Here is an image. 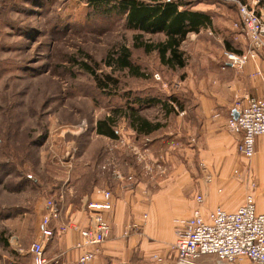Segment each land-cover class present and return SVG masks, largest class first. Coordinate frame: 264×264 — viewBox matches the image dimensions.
<instances>
[{"label":"rangeland","instance_id":"obj_1","mask_svg":"<svg viewBox=\"0 0 264 264\" xmlns=\"http://www.w3.org/2000/svg\"><path fill=\"white\" fill-rule=\"evenodd\" d=\"M191 2L212 14L214 27L187 35L181 43L186 66L173 70L161 65L155 52L133 47L139 32L127 27L122 15L93 11L86 0H0V264H32L28 248L39 232L46 200H57L61 209L67 201L77 205L90 181L117 182L131 195L141 184L146 199L160 187L181 183L193 200L201 165L192 157L187 137L169 134L176 129L174 115L166 119L158 105L142 107L143 115L165 124L148 138L132 134L122 115L115 120L116 138L99 136L94 129L113 108L132 104L138 92L162 99L178 94L179 102L186 96L180 81L199 73L201 60L227 50L220 30L222 13L233 28L235 8L220 0ZM163 38L143 34L141 40ZM121 47L130 49L143 77L105 65L108 55L116 56ZM82 64L100 79L110 75L117 83L101 89ZM114 170L122 179L113 176ZM239 172L240 184L232 172L222 185L241 190V197L250 193L256 210L264 213V176ZM71 184L74 195L67 190ZM170 229L162 242L150 238L156 243L145 257L138 255L135 241L125 264H175L174 226ZM113 239L102 243L96 264H119L117 255H108L116 245ZM154 254L162 262L155 261Z\"/></svg>","mask_w":264,"mask_h":264},{"label":"crops","instance_id":"obj_2","mask_svg":"<svg viewBox=\"0 0 264 264\" xmlns=\"http://www.w3.org/2000/svg\"><path fill=\"white\" fill-rule=\"evenodd\" d=\"M256 1L244 0L258 13L261 7ZM222 15L221 28H219L225 33L223 40L228 42L229 51L243 52L247 47L245 38L234 25L233 28L230 27L226 21L227 14L222 13ZM214 31L215 34H220L216 29ZM224 49H226L225 44ZM221 55L216 54L211 59L201 60L198 64L201 71L180 81L178 86L182 87V92L186 96H181L179 105L174 107L175 113L171 114L175 117L176 129L169 134L187 137L191 142L189 151L201 165V177L192 193L193 200L187 197L181 183L166 189L160 187L150 199H146L143 196L145 187L141 184L131 195L130 190L123 188L117 182L106 184L107 182L90 181L86 184L87 190L80 193L79 204L75 205L70 201L63 204L58 223L66 225V230L63 233H56L48 243L50 258L59 255L62 264H76L80 253L75 247L80 241L78 230L87 227L89 215L92 213H100L109 223L110 232L107 240L114 237L116 245L108 255H117L119 264H125L135 241H138V255L145 257L147 249H153L156 243L149 241L150 238L160 240L163 233L170 234V228L175 226L176 220L188 217L192 209L198 206L195 201L197 194H201L204 198L201 208L205 212L217 206L232 212L243 203L245 196L241 197V190L230 191L222 184L234 172L233 169L242 170L245 176L249 177L252 174L258 177L264 176V136L256 138L254 155L247 163L236 151L241 133L229 131L226 128V121L233 115V100L236 96L248 94L254 98L264 97V57L259 55L249 60L242 69L236 70L227 66ZM177 95H174L176 99L179 97ZM128 129L135 134L129 126ZM152 134L139 137L148 138ZM205 172L211 175L212 179L209 183L205 182ZM239 176L240 172L233 177L237 184L241 183ZM70 186L67 190L70 195H74L76 189L73 184ZM99 186L108 187L112 193L110 210L87 207L88 202H103V198L94 192ZM58 223L53 222L52 225L55 227ZM123 241H126L125 245ZM142 250L144 254L141 253ZM98 253L99 250L92 264H96Z\"/></svg>","mask_w":264,"mask_h":264},{"label":"built area","instance_id":"obj_3","mask_svg":"<svg viewBox=\"0 0 264 264\" xmlns=\"http://www.w3.org/2000/svg\"><path fill=\"white\" fill-rule=\"evenodd\" d=\"M220 2L235 7L237 20L233 25L246 40L247 47L243 52L225 50L222 55L227 66L240 70L249 60L259 55L264 57V0L256 1L261 7L258 13L243 0ZM226 128L231 132L241 133L236 151L243 159L250 160L255 152L256 138L264 136V97L254 98L248 94L236 96L233 100V115L227 119ZM204 174L205 182L209 183L211 175L208 172ZM234 174L238 175L239 171L234 170ZM113 176L122 179L115 170ZM94 192L103 198V202H88L87 207L110 210L111 191L108 188H98ZM195 201L198 206L192 209L190 215L175 221L172 244L175 264H207L203 261L204 258L212 260V264H264V213L256 210L250 193L245 195L243 203L232 212L219 206L208 212L203 211L201 204L204 198L201 194L195 196ZM60 214L58 201L48 198L39 232L28 248L32 264H62L59 255L47 258L45 253V247L56 233L66 230V225L58 223ZM53 222H57V226L54 227ZM78 232L80 241L75 247L80 253L76 264H92L99 247L108 238L109 223L100 213H92L87 227ZM153 259L162 262L157 254L153 255ZM9 264L19 263L11 261Z\"/></svg>","mask_w":264,"mask_h":264},{"label":"trees","instance_id":"obj_4","mask_svg":"<svg viewBox=\"0 0 264 264\" xmlns=\"http://www.w3.org/2000/svg\"><path fill=\"white\" fill-rule=\"evenodd\" d=\"M86 3L93 11L102 14L115 12L122 15L126 26L139 32L134 37L133 47L141 48L145 54L155 52L159 63L173 70L186 66V56L181 49V43L187 35L213 27L212 14L208 10L196 9L191 0H86ZM223 4L234 7L229 3ZM143 34H161L164 38L157 42H143L141 40ZM225 48L230 49L226 40ZM130 57V49L121 47L116 56L108 55L104 63L113 70H126L133 76L143 77L139 66L134 64ZM82 65L101 89L108 88L110 83H117L110 75L100 79L86 64ZM130 102L132 104L126 103L125 106L115 107L110 114L98 119L94 128L95 133L111 139L116 138L115 120L122 115L137 137L148 136L160 130L165 124L158 120H150L141 113V108L158 105L164 117H168L175 113L173 105H179L175 96H166L162 99L148 94L147 91L134 94Z\"/></svg>","mask_w":264,"mask_h":264}]
</instances>
